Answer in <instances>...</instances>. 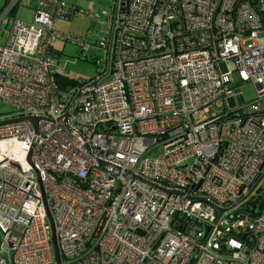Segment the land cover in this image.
<instances>
[{"label":"built area","instance_id":"obj_1","mask_svg":"<svg viewBox=\"0 0 264 264\" xmlns=\"http://www.w3.org/2000/svg\"><path fill=\"white\" fill-rule=\"evenodd\" d=\"M20 1L0 7V264H264V1L110 0L98 69L65 92L70 7L26 22Z\"/></svg>","mask_w":264,"mask_h":264},{"label":"rangeland","instance_id":"obj_2","mask_svg":"<svg viewBox=\"0 0 264 264\" xmlns=\"http://www.w3.org/2000/svg\"><path fill=\"white\" fill-rule=\"evenodd\" d=\"M67 5H74L76 12L70 16H65L56 22V30L70 35L71 39H57L53 42L52 55L55 59L58 72L72 78L88 79L98 69L103 52L99 48V41L102 39L107 25L102 22L103 11L109 5L110 0H64ZM3 0H0L2 3ZM31 2V1H30ZM29 2V3H30ZM16 11V10H15ZM32 13L22 5L17 7L11 17L29 20ZM10 23L0 27V44L9 35ZM249 43V42H248ZM95 58V62L89 59ZM243 99L239 103L236 98L235 103L241 106L256 96V91L252 83L247 82L241 85ZM10 109L9 105L0 104V110ZM236 109V108H235ZM229 108H224L222 103L209 106V112L227 113Z\"/></svg>","mask_w":264,"mask_h":264},{"label":"trees","instance_id":"obj_3","mask_svg":"<svg viewBox=\"0 0 264 264\" xmlns=\"http://www.w3.org/2000/svg\"><path fill=\"white\" fill-rule=\"evenodd\" d=\"M6 0H4L5 2ZM245 1H250V3H255V6H253L256 10H259L260 11V6H261V3L264 1V0H236V2H245ZM25 2L24 1H20V2H17L15 5H14V9L12 10V12H14V10L19 6V5H22L24 4ZM67 7H70V11L71 13H75L76 12V9L74 8V5H67ZM252 6V5H251ZM72 14H68L67 16H70ZM62 18V17H61ZM20 19V18H19ZM32 19V18H31ZM30 20H27L26 22H30ZM60 19V18H59ZM24 21V20H23ZM264 24V22H262ZM91 62H95V58L93 57L92 59H89ZM57 74H55V77H56V81L58 82L59 84V87H60V90L62 92H65L69 87L73 86V85H76L78 83H80L81 81H85L84 78H79V79H72L60 72H56Z\"/></svg>","mask_w":264,"mask_h":264},{"label":"crops","instance_id":"obj_4","mask_svg":"<svg viewBox=\"0 0 264 264\" xmlns=\"http://www.w3.org/2000/svg\"><path fill=\"white\" fill-rule=\"evenodd\" d=\"M31 1V2H30ZM30 2V3H29ZM65 2V1H64ZM4 4V0H3V2L2 3H0V7L2 6ZM23 7L25 8V10H28V11H30L31 13H32V18H33V16H34V10H35V8H36V1L35 0H26L25 1V3L23 4ZM16 11H17V8L15 9ZM14 10V12H16ZM14 12H11V14H13ZM21 19V18H20ZM31 19V18H30ZM29 19V20H30ZM59 19V18H58ZM58 19L56 20V22L58 21ZM22 20H24V19H22ZM32 20V19H31ZM24 21H27V20H24Z\"/></svg>","mask_w":264,"mask_h":264},{"label":"water","instance_id":"obj_5","mask_svg":"<svg viewBox=\"0 0 264 264\" xmlns=\"http://www.w3.org/2000/svg\"><path fill=\"white\" fill-rule=\"evenodd\" d=\"M32 120H35L36 117H30ZM51 220V219H50ZM52 226V233H51V238H52V241H53V246H54V250H55V255H56V259L59 260V254H58V251H57V245H56V239H55V233H54V228H53V225Z\"/></svg>","mask_w":264,"mask_h":264},{"label":"clouds","instance_id":"obj_6","mask_svg":"<svg viewBox=\"0 0 264 264\" xmlns=\"http://www.w3.org/2000/svg\"><path fill=\"white\" fill-rule=\"evenodd\" d=\"M13 9H14V7H13ZM4 25H6V24H4Z\"/></svg>","mask_w":264,"mask_h":264},{"label":"bare ground","instance_id":"obj_7","mask_svg":"<svg viewBox=\"0 0 264 264\" xmlns=\"http://www.w3.org/2000/svg\"><path fill=\"white\" fill-rule=\"evenodd\" d=\"M23 131V130H22Z\"/></svg>","mask_w":264,"mask_h":264}]
</instances>
